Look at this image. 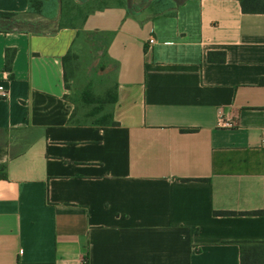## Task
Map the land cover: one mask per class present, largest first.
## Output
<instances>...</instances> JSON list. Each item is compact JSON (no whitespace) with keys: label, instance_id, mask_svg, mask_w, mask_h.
Listing matches in <instances>:
<instances>
[{"label":"crops","instance_id":"crops-1","mask_svg":"<svg viewBox=\"0 0 264 264\" xmlns=\"http://www.w3.org/2000/svg\"><path fill=\"white\" fill-rule=\"evenodd\" d=\"M84 29L109 35L94 37L114 61L100 74L116 77L115 126L90 125L66 88L76 29L0 31V264H240L238 242H264V14L187 0Z\"/></svg>","mask_w":264,"mask_h":264},{"label":"trees","instance_id":"trees-1","mask_svg":"<svg viewBox=\"0 0 264 264\" xmlns=\"http://www.w3.org/2000/svg\"><path fill=\"white\" fill-rule=\"evenodd\" d=\"M187 0H30L25 14L0 11V31L23 30L34 34H52L63 28L77 30L76 37L63 57L64 81L66 88H74L78 94V104L87 108V117L92 126H115L113 107L116 102V77L112 73L100 74L114 61L110 59L107 48L99 56L94 67H87L76 50L78 45H88L91 36L104 37L108 33L90 32L84 29L86 18L97 11L108 8H123L129 15L151 11L153 18L176 16L178 9ZM244 13L264 14V0H238ZM42 20H39V19ZM109 37V35H108ZM82 46V47H83ZM224 51L209 52L210 62H224ZM83 63V64H82ZM74 83V85H72ZM35 140V139H34ZM32 141V140H31ZM30 141V142H31ZM25 148L21 151L24 152ZM20 154V153H19ZM18 155V154H17ZM13 155V156H17ZM7 168L0 166L3 172ZM217 215L237 214L234 211H215ZM239 214H261L260 211L240 212ZM241 250L240 264H264L263 241L238 242Z\"/></svg>","mask_w":264,"mask_h":264},{"label":"rangeland","instance_id":"rangeland-1","mask_svg":"<svg viewBox=\"0 0 264 264\" xmlns=\"http://www.w3.org/2000/svg\"><path fill=\"white\" fill-rule=\"evenodd\" d=\"M87 42V47L83 45H78L76 47V50L81 55V61L85 64L86 60H88L89 65L87 67L91 68L96 66L99 61V54L101 53L102 44L94 36L89 37ZM72 85H74V83Z\"/></svg>","mask_w":264,"mask_h":264},{"label":"built area","instance_id":"built-area-1","mask_svg":"<svg viewBox=\"0 0 264 264\" xmlns=\"http://www.w3.org/2000/svg\"><path fill=\"white\" fill-rule=\"evenodd\" d=\"M150 43H154V39H150ZM6 76L7 74L4 73ZM8 96V90L4 86H0V97L6 98ZM219 116H220V121H219V126L223 128H232L234 127V123L231 120H225L223 119V111L222 109L218 110Z\"/></svg>","mask_w":264,"mask_h":264}]
</instances>
